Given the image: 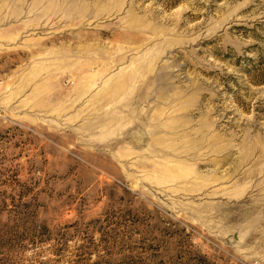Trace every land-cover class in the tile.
I'll return each mask as SVG.
<instances>
[{
  "label": "rangeland",
  "instance_id": "rangeland-1",
  "mask_svg": "<svg viewBox=\"0 0 264 264\" xmlns=\"http://www.w3.org/2000/svg\"><path fill=\"white\" fill-rule=\"evenodd\" d=\"M0 264H264V0H0Z\"/></svg>",
  "mask_w": 264,
  "mask_h": 264
}]
</instances>
